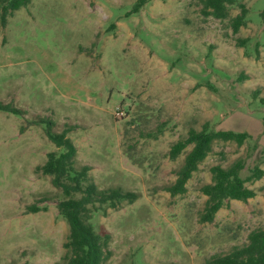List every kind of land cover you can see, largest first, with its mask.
I'll return each mask as SVG.
<instances>
[{
  "label": "rangeland",
  "instance_id": "rangeland-1",
  "mask_svg": "<svg viewBox=\"0 0 264 264\" xmlns=\"http://www.w3.org/2000/svg\"><path fill=\"white\" fill-rule=\"evenodd\" d=\"M136 2L30 0L0 25V102L25 112H0V264L65 254L63 195L35 171L58 149L38 118L70 128L76 167L88 165L98 189L139 196L93 214L94 230L111 237L104 264H205L264 227V174L246 183L254 198L226 200L212 223L199 222L212 166L242 159V178L264 171V0H239L247 25L236 34L197 0H144L133 13ZM238 38L248 41L239 47ZM205 122L250 138L215 142L186 192L171 196L164 188L191 147L175 161L169 148Z\"/></svg>",
  "mask_w": 264,
  "mask_h": 264
},
{
  "label": "trees",
  "instance_id": "trees-1",
  "mask_svg": "<svg viewBox=\"0 0 264 264\" xmlns=\"http://www.w3.org/2000/svg\"><path fill=\"white\" fill-rule=\"evenodd\" d=\"M200 13L204 17L229 21L234 34L247 25V7L239 0H197ZM30 0H0V25L5 27L7 18L21 8H26ZM144 0H137L132 10L138 12ZM236 6L239 13L230 17V8ZM264 20V12L261 14ZM248 38H238L237 45L243 47ZM264 104V99H259ZM0 112L22 116L25 112L10 104L0 102ZM35 124L46 123L45 135L54 144L57 151L46 154L43 165L35 171L43 176L51 177V185L60 190L63 199L56 208L58 214L68 226V234L63 243L65 254L61 261L54 264H104L110 257V234L97 233L92 224L93 214L102 210L103 206L117 209L122 202L129 204L138 199V194L124 191L119 187L98 189L90 177V167H76V148L67 137L70 128L61 132L53 130L54 124L49 120L38 118ZM250 138L247 133L230 130H212L205 122L200 130L189 129L185 138L174 142L168 151L170 160L175 161L187 147L182 165L174 172L175 181L164 188L171 196L182 195L186 192V184L199 165L212 152L215 142L235 143L242 146ZM244 169L242 159L235 160L228 167L212 166L210 168V183L200 187V192L206 197L204 207L199 214L200 223H212L217 212L225 205L226 200L246 202L255 197L253 189L246 183L259 180L264 171L254 167L249 176L242 178L240 172ZM30 213L41 211L35 205L27 207ZM105 213V210H104ZM205 264H264V227L249 232L246 242L241 246H233L228 253L215 254L205 260Z\"/></svg>",
  "mask_w": 264,
  "mask_h": 264
}]
</instances>
